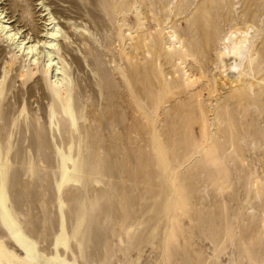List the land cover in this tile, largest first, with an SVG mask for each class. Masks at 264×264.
Here are the masks:
<instances>
[{
    "label": "rangeland",
    "instance_id": "obj_1",
    "mask_svg": "<svg viewBox=\"0 0 264 264\" xmlns=\"http://www.w3.org/2000/svg\"><path fill=\"white\" fill-rule=\"evenodd\" d=\"M1 13L0 264H264V0Z\"/></svg>",
    "mask_w": 264,
    "mask_h": 264
},
{
    "label": "bare ground",
    "instance_id": "obj_2",
    "mask_svg": "<svg viewBox=\"0 0 264 264\" xmlns=\"http://www.w3.org/2000/svg\"><path fill=\"white\" fill-rule=\"evenodd\" d=\"M42 6H43V4H42ZM47 11V10H46ZM49 11V10H48ZM38 15H39V13L38 12H36ZM35 13V14H36ZM2 16V13L0 14V17ZM7 16V15H6ZM6 16H4L3 18L1 17V19H6V18H8V17H6ZM11 18V17H10ZM39 20H44V18H45V16H41V14H40V16H39ZM47 20L48 19H45L43 22V25L47 22ZM50 21V20H49ZM6 22H9L10 23V25H11V21H10V19L8 18L7 20H6ZM51 24H49L48 26H50ZM44 27H46V25H44ZM1 28H3L2 26H1ZM16 29V28H15ZM25 33V32H24ZM23 33V34H24ZM16 34H20V30L18 29V30H16ZM55 34L53 33V32H50V33H45V36H49L48 38H44V45H48L50 48H53V45L52 44H49V43H52V42H54L53 40H51V37H53ZM28 37V34H24V36H23V39H22V42L25 44V45H27V44H36L35 42H36V40H35V38L36 37H33V40H32V42H30L29 40H30V38H27ZM48 40V42H46ZM25 41H27L26 43H25ZM38 43H41V42H38ZM34 46L35 45H32V46H28V49H29V51H31L32 52V50L34 49ZM49 55V54H48ZM48 61H52V60H50V59H48ZM47 61V62H48ZM64 110L66 111V113H68V103L67 104H65L64 105ZM65 180H66V178H64ZM3 201V197L2 196H0V204H1V202ZM255 248H258V243H255Z\"/></svg>",
    "mask_w": 264,
    "mask_h": 264
},
{
    "label": "water",
    "instance_id": "obj_3",
    "mask_svg": "<svg viewBox=\"0 0 264 264\" xmlns=\"http://www.w3.org/2000/svg\"><path fill=\"white\" fill-rule=\"evenodd\" d=\"M80 217H82V218H83V216H80Z\"/></svg>",
    "mask_w": 264,
    "mask_h": 264
}]
</instances>
